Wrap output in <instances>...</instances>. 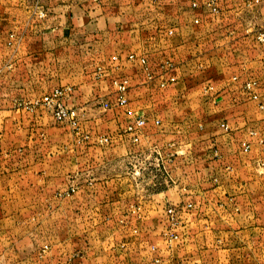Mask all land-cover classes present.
I'll use <instances>...</instances> for the list:
<instances>
[{
	"label": "crops",
	"instance_id": "0c3cea01",
	"mask_svg": "<svg viewBox=\"0 0 264 264\" xmlns=\"http://www.w3.org/2000/svg\"><path fill=\"white\" fill-rule=\"evenodd\" d=\"M0 264H264V0H0Z\"/></svg>",
	"mask_w": 264,
	"mask_h": 264
},
{
	"label": "built area",
	"instance_id": "2783aa9c",
	"mask_svg": "<svg viewBox=\"0 0 264 264\" xmlns=\"http://www.w3.org/2000/svg\"><path fill=\"white\" fill-rule=\"evenodd\" d=\"M45 11L40 10V14L44 15ZM263 35H260L259 37H262ZM113 59H116V56H113ZM143 62H146L145 58H142ZM171 80H174V77H170ZM115 83L117 84V91L119 95V99L122 103L126 102V98L124 96L125 90L127 89V80H115ZM164 84V82H162ZM73 87L71 85H65V86H57L53 88L51 91L45 93L43 96H41L38 100L35 101L33 105H39L44 106L48 110L51 111L52 116L57 122H70L72 125H76L77 123V116L78 112L76 108L69 107L67 103L65 102V99L70 96L71 92H73ZM105 106H108V102H104ZM145 118H138L133 123L128 125L129 131H138L140 127H142L146 123ZM156 122H159L156 120ZM136 138V136H135ZM75 187L71 186V190H74ZM171 220L175 222L176 220V209L174 206H170L167 209ZM171 236H175L174 231L170 232ZM47 247V246H45Z\"/></svg>",
	"mask_w": 264,
	"mask_h": 264
},
{
	"label": "rangeland",
	"instance_id": "374dc122",
	"mask_svg": "<svg viewBox=\"0 0 264 264\" xmlns=\"http://www.w3.org/2000/svg\"><path fill=\"white\" fill-rule=\"evenodd\" d=\"M65 85H69V84H57L55 87L57 86H65ZM72 86V85H71ZM74 88V86H72ZM69 106V105H68ZM71 107V106H69ZM46 108V107H45ZM73 108H75V106H73ZM47 109V108H46ZM78 110V109H77ZM78 116H77V123H76V126L78 125V122H79V119L82 120V115H81V112L78 110ZM75 187V186H74Z\"/></svg>",
	"mask_w": 264,
	"mask_h": 264
}]
</instances>
